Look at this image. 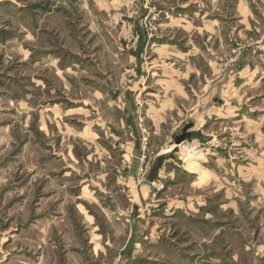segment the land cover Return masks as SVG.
Wrapping results in <instances>:
<instances>
[{
    "label": "rangeland",
    "instance_id": "1",
    "mask_svg": "<svg viewBox=\"0 0 264 264\" xmlns=\"http://www.w3.org/2000/svg\"><path fill=\"white\" fill-rule=\"evenodd\" d=\"M120 261L264 264V0H0V264Z\"/></svg>",
    "mask_w": 264,
    "mask_h": 264
},
{
    "label": "water",
    "instance_id": "2",
    "mask_svg": "<svg viewBox=\"0 0 264 264\" xmlns=\"http://www.w3.org/2000/svg\"><path fill=\"white\" fill-rule=\"evenodd\" d=\"M185 131H186V129L183 131L184 134H185ZM185 137L189 138L190 136L188 134H185ZM185 137L182 136L180 139H177L175 141V144H179ZM118 264H126V263H125V261H120Z\"/></svg>",
    "mask_w": 264,
    "mask_h": 264
},
{
    "label": "bare ground",
    "instance_id": "3",
    "mask_svg": "<svg viewBox=\"0 0 264 264\" xmlns=\"http://www.w3.org/2000/svg\"><path fill=\"white\" fill-rule=\"evenodd\" d=\"M195 148H187L188 152L191 154V153H196V151H194Z\"/></svg>",
    "mask_w": 264,
    "mask_h": 264
},
{
    "label": "built area",
    "instance_id": "4",
    "mask_svg": "<svg viewBox=\"0 0 264 264\" xmlns=\"http://www.w3.org/2000/svg\"><path fill=\"white\" fill-rule=\"evenodd\" d=\"M178 147H181V146H178Z\"/></svg>",
    "mask_w": 264,
    "mask_h": 264
}]
</instances>
